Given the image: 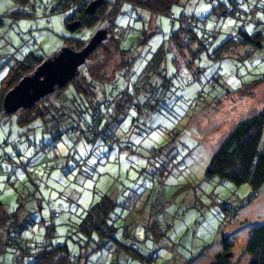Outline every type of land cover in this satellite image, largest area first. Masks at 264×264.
Masks as SVG:
<instances>
[{
	"label": "rangeland",
	"instance_id": "1",
	"mask_svg": "<svg viewBox=\"0 0 264 264\" xmlns=\"http://www.w3.org/2000/svg\"><path fill=\"white\" fill-rule=\"evenodd\" d=\"M63 1L29 0L25 6L29 15L19 16L15 0H0V16L4 19L0 28V98L13 66L27 54L34 52L46 58L65 44L87 42L97 30L102 21L71 31L68 19L76 7L57 9ZM216 3L217 0L184 1V5L171 9L177 17L175 21L161 14L155 20L152 17L151 23L138 5L119 7L114 33L120 38V47L130 49L127 53L136 57L135 65L145 64L168 43L181 26L179 18L184 14H192L197 27L206 19L205 28L212 34L210 43L214 41L196 54L195 65L188 34L184 33L178 44H171L181 71L176 69L175 55L166 52L170 95L150 109L146 121L138 119L135 107L123 113L115 124L120 141L106 144L102 140L90 141L84 135L53 141L41 121L22 126L18 113L5 115L0 111V142L10 139L12 143L6 156L2 157L4 151L0 150L3 212L14 211L20 196L30 202L29 191L43 200L42 209L32 214L35 223L16 233L23 248L43 243L47 228L54 225L53 242L67 245L77 255L79 247L72 222L86 214L100 193L112 195L116 189V198L119 196L124 203L120 209L123 219L118 222L123 227L118 228L116 236L153 258L152 264H213L224 237L233 244L226 256L230 264H248L251 257L245 249L250 232L264 223V185L249 201L250 184L236 185L218 176L208 177L206 171L219 141L240 120L264 109V84H251L264 75V2L239 0L243 20L233 12L216 19ZM114 11H107L105 20L111 19ZM245 20L249 21L246 31L263 35V47L229 44V48H223L239 34ZM145 30L149 39L142 43ZM220 48L224 50L217 55ZM119 51L113 39L98 48L84 67L79 83L85 87L86 81H108L103 95L116 98L128 86L120 71L126 59ZM220 66L219 85L211 87L208 79ZM131 79L136 81L133 75ZM70 91L68 85L63 94ZM54 142L65 157H54L49 150ZM122 144L125 150L120 149ZM44 145L49 151L39 153ZM20 163L27 170L18 167ZM55 211L61 216L53 220L51 212ZM105 247L93 253V259L86 264H110L114 253ZM119 260L120 264H142L129 255ZM34 262L31 256L18 262L10 245H0V264Z\"/></svg>",
	"mask_w": 264,
	"mask_h": 264
},
{
	"label": "trees",
	"instance_id": "2",
	"mask_svg": "<svg viewBox=\"0 0 264 264\" xmlns=\"http://www.w3.org/2000/svg\"><path fill=\"white\" fill-rule=\"evenodd\" d=\"M15 1L19 8L17 14L19 16L29 15V12L25 9L29 0ZM92 1L94 0H64L56 8L62 10L65 6L76 7L73 17L68 19L69 25L75 21H80L81 27L91 26L101 21V23L110 21L111 40L116 41V46L120 50L119 52L126 59L125 66L120 71H123V76L128 86L123 91L120 90L121 92L116 98H105L103 93L105 92V83L108 81H102L98 84L86 81V86L84 87L81 82L79 83V80H73L66 85L71 86V91L68 94H63L65 86L60 90L58 95L47 97L32 109H22L17 112L18 121L22 126L31 125L35 121H41L44 124V132L50 133L53 141L62 137H73L76 135L79 137L84 135L90 141L102 140L106 144L120 141L115 132V124L123 113L128 112L131 107H135L138 111V119L146 121L149 118L150 109L165 102V98H168L170 95V87L168 85L169 73L167 71L168 59L165 57V53L169 52L175 55L170 49L171 44H178L184 33L188 34L187 38L191 41H188L189 44L191 43L188 45V48L192 51V55L194 54L191 61L195 65L196 54L199 51L208 49L214 43V41L210 43L212 34L208 33L205 28L206 19L198 22L197 27L194 19H192L193 15L184 14L179 18L181 26L169 37L168 43L163 44L160 50L148 62L141 66L135 65L137 63L136 57L130 55L131 52H128V55L127 51L130 49L126 50L120 47V38H117L114 33V23L116 15L120 10L119 7L127 3L138 5L150 17V23L152 17L155 20V17L161 14L168 15L175 21L177 17L172 12V7L174 5H184V1L187 2L189 0H136L137 3L133 2V0H103L104 3L96 9L94 14H88L86 8ZM238 1L217 0V3L214 5L216 19L220 20L222 15L224 16L229 12H233L235 15H238V19L243 20V11L239 8ZM260 1L264 2V0ZM229 5H231V8ZM111 9L112 11L115 9L112 18L105 20L107 14H109L107 11L111 12ZM0 19L2 21L0 24L1 28V25L4 23L3 16H0ZM248 24L249 21L245 20L242 29L235 36V39L230 40L228 44H224L222 47L229 48V44H240L261 49L263 47V35L259 32L250 34L245 30ZM197 28L199 29L197 30ZM147 33L148 31L145 30L142 43L149 39L147 38ZM119 35H122L121 31ZM83 44H76V47L81 48ZM106 44H103L101 47H104ZM193 44L197 47L196 50H193ZM179 47L181 46L179 45ZM223 50L220 48L216 52L219 51L221 53ZM219 52L217 55L220 54ZM214 54L215 52H213ZM43 59V57L31 52L21 61L15 63L11 75L4 82V90L0 98L1 112L2 100L5 93L23 76L39 65ZM173 61L176 69L180 72L181 68L176 55ZM135 68L137 69L136 71ZM219 68L222 67H218L208 79L211 87L219 85L221 77L219 80H212L215 78V74ZM132 75L136 77L135 82H132ZM79 84L81 85L79 86ZM251 84H264V75L254 80ZM97 89L99 93H97ZM56 143L51 144L52 147L49 150L54 152L55 158H60L61 152L55 145ZM11 145L10 139L0 142V150L4 151L2 157L6 156V149ZM125 148V145H120L121 150H125ZM39 150V153L42 154H46L49 151L45 145ZM35 161L39 163V160ZM18 167L24 170L28 168L24 163H20ZM206 175L208 177L218 176L236 185L248 183L252 189L249 201H252L256 197V193L264 185V109L240 120L219 141L211 157ZM29 195L32 196L30 197V202L27 200L23 201V197L21 199L20 196L18 206L14 211L9 213L3 212L4 203L0 198V231L3 232V236H0V245H10L16 253L18 262H23L25 257L31 256L35 259L34 264H73L77 262H79L78 264H86L88 260L93 259V253L99 250L104 251L105 246H108L114 253V259L117 258L115 261L113 259L110 264H120L119 259H122L126 255L138 259L142 264H152L153 258H147L139 248L133 244L128 245V243L116 236L118 228L123 227L118 222L123 219L120 209L124 203L118 202L109 193H100V198L89 206L86 214L80 216L78 221L72 222L75 231L73 233L76 235L75 241L79 247L77 255H73L67 245H56L53 242L54 225H50L47 228V236L43 243L37 244L34 248H23V243L19 242V236L16 233L19 234L23 229L35 223V218L32 214L36 213L37 210L40 211L43 205V200L37 198L34 191H29ZM47 205L50 206L51 203L47 201ZM51 214H54L52 216L53 220L61 216L57 211L51 212ZM43 222L45 220L42 217ZM232 246L233 244L229 243L227 238L224 237L222 239V249L216 255L213 264H230V260L226 256H228V253L230 254ZM245 251L251 257L248 264H264V223L251 230Z\"/></svg>",
	"mask_w": 264,
	"mask_h": 264
},
{
	"label": "water",
	"instance_id": "3",
	"mask_svg": "<svg viewBox=\"0 0 264 264\" xmlns=\"http://www.w3.org/2000/svg\"><path fill=\"white\" fill-rule=\"evenodd\" d=\"M103 3V0L92 1L86 12L94 14ZM80 27V21L69 25L71 31H76ZM110 40V21H105L81 48L65 44L44 58L5 93L2 100L3 114L12 115L22 109H32L47 97L58 95L69 82L82 77L84 67L90 63V56Z\"/></svg>",
	"mask_w": 264,
	"mask_h": 264
},
{
	"label": "crops",
	"instance_id": "4",
	"mask_svg": "<svg viewBox=\"0 0 264 264\" xmlns=\"http://www.w3.org/2000/svg\"><path fill=\"white\" fill-rule=\"evenodd\" d=\"M77 146H79V144H77ZM60 152H61V157H65L61 150H60ZM121 153H122V152H121ZM65 159H67V158H65ZM62 162L65 163V165L68 164V162L64 161V159L62 160ZM117 194H118V191H117L116 189H114V190H113V194H112V195L110 194V195H111L113 198H116V195H117ZM118 197H119V196H118ZM118 197H117L116 199L118 200V202H121V201L118 199Z\"/></svg>",
	"mask_w": 264,
	"mask_h": 264
},
{
	"label": "built area",
	"instance_id": "5",
	"mask_svg": "<svg viewBox=\"0 0 264 264\" xmlns=\"http://www.w3.org/2000/svg\"><path fill=\"white\" fill-rule=\"evenodd\" d=\"M1 19H0V24H1ZM220 70H221V68H219V70L216 72V74H215V78H213L212 80H218L220 77H221V74H220Z\"/></svg>",
	"mask_w": 264,
	"mask_h": 264
}]
</instances>
